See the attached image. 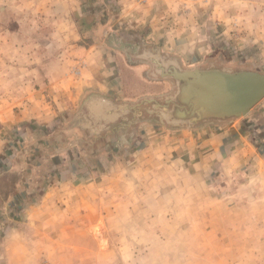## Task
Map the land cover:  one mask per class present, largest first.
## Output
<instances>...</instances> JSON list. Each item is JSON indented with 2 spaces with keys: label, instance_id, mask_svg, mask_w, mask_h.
Segmentation results:
<instances>
[{
  "label": "crops",
  "instance_id": "obj_1",
  "mask_svg": "<svg viewBox=\"0 0 264 264\" xmlns=\"http://www.w3.org/2000/svg\"><path fill=\"white\" fill-rule=\"evenodd\" d=\"M155 49L264 73V0H0V264H264V99L193 129L93 119L174 92Z\"/></svg>",
  "mask_w": 264,
  "mask_h": 264
},
{
  "label": "water",
  "instance_id": "obj_2",
  "mask_svg": "<svg viewBox=\"0 0 264 264\" xmlns=\"http://www.w3.org/2000/svg\"><path fill=\"white\" fill-rule=\"evenodd\" d=\"M143 55L159 77L174 82V92L137 104L103 99L108 113L95 114V122L107 127L130 122L144 117L141 108L148 107L149 116L167 128L193 129L203 123L245 118L264 99V73L216 66L184 69L177 58L164 56L160 49L143 51Z\"/></svg>",
  "mask_w": 264,
  "mask_h": 264
},
{
  "label": "rangeland",
  "instance_id": "obj_3",
  "mask_svg": "<svg viewBox=\"0 0 264 264\" xmlns=\"http://www.w3.org/2000/svg\"><path fill=\"white\" fill-rule=\"evenodd\" d=\"M208 1V0H207ZM114 39V40H113ZM115 39H116V37H113V38H111V40L113 41H111V45H113L112 43H115L116 41H115ZM147 77H149L148 75H147ZM152 77V76H151ZM165 96V95H164ZM164 96H161V97H164ZM147 108L148 107H145V108H143V113H144V117H142V118H139V120L141 121V122H158L157 120H155L154 118H151L150 116H149V114L147 113ZM26 215L23 213V212H21V215L19 216V218H15V220L13 221V222H26V217H25ZM240 260L241 259H238L237 261L238 262H240ZM217 261V259H215L214 260V262H216ZM219 261H220V258H219ZM40 262V261H39ZM38 262V264H51L49 261H46V260H43V261H41L40 263Z\"/></svg>",
  "mask_w": 264,
  "mask_h": 264
}]
</instances>
